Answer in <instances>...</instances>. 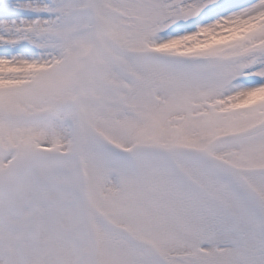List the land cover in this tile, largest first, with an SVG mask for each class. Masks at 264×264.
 <instances>
[{
  "label": "snow or ice",
  "instance_id": "1",
  "mask_svg": "<svg viewBox=\"0 0 264 264\" xmlns=\"http://www.w3.org/2000/svg\"><path fill=\"white\" fill-rule=\"evenodd\" d=\"M0 264H264V0H0Z\"/></svg>",
  "mask_w": 264,
  "mask_h": 264
}]
</instances>
